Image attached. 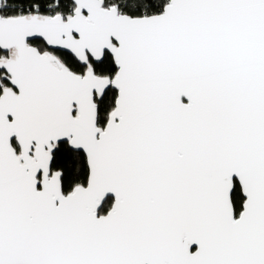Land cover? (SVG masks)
Segmentation results:
<instances>
[{
    "label": "snow or ice",
    "instance_id": "6c2138e0",
    "mask_svg": "<svg viewBox=\"0 0 264 264\" xmlns=\"http://www.w3.org/2000/svg\"><path fill=\"white\" fill-rule=\"evenodd\" d=\"M0 264H264V0H0Z\"/></svg>",
    "mask_w": 264,
    "mask_h": 264
}]
</instances>
